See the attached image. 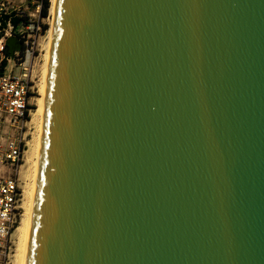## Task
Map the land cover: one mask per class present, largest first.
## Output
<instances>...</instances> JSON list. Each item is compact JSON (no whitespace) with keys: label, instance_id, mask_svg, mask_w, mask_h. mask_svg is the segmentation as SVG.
<instances>
[{"label":"water","instance_id":"95a60500","mask_svg":"<svg viewBox=\"0 0 264 264\" xmlns=\"http://www.w3.org/2000/svg\"><path fill=\"white\" fill-rule=\"evenodd\" d=\"M24 264H264V0L54 1Z\"/></svg>","mask_w":264,"mask_h":264},{"label":"built area","instance_id":"2783aa9c","mask_svg":"<svg viewBox=\"0 0 264 264\" xmlns=\"http://www.w3.org/2000/svg\"><path fill=\"white\" fill-rule=\"evenodd\" d=\"M52 0H0V264H11L14 232L21 218L23 187L16 175L22 157L17 132L31 113L30 70L34 42L40 34L42 7ZM21 43L10 55L6 39Z\"/></svg>","mask_w":264,"mask_h":264},{"label":"rangeland","instance_id":"374dc122","mask_svg":"<svg viewBox=\"0 0 264 264\" xmlns=\"http://www.w3.org/2000/svg\"><path fill=\"white\" fill-rule=\"evenodd\" d=\"M42 14V11H41ZM43 19L40 20L42 30L40 34L37 35L36 41L34 42V52L31 63V72H30V84H31V113L28 116V120L26 124L17 132V135L22 137V157L20 159V163L16 168V175L18 176V180L22 185L23 189H26L27 184L31 181L33 175V156L29 155L32 150V143L34 137H36V133L38 131V118H34L33 115L37 108V99L41 96L40 89L43 82L44 75V64H45V50L46 45L49 40V28L51 27L52 22V6L48 4L46 7V11L42 14ZM22 203L24 204L25 197L23 196ZM23 207V206H22ZM21 212H24V208L20 209ZM22 218V214H21ZM19 225V223H17ZM15 239V248L16 249V232H14ZM15 252V250H14ZM13 252V253H14ZM13 264V256L12 263Z\"/></svg>","mask_w":264,"mask_h":264},{"label":"bare ground","instance_id":"6f19581e","mask_svg":"<svg viewBox=\"0 0 264 264\" xmlns=\"http://www.w3.org/2000/svg\"><path fill=\"white\" fill-rule=\"evenodd\" d=\"M54 1H51L52 12L54 7ZM50 33L51 27L49 28V40L46 45L45 50V64H44V75L43 82L41 85L40 92L41 96L37 99V108L33 115V117L38 118V131L36 133V137L33 139L32 150L29 152V155L33 156V175L31 181L27 184L26 189H23V196L25 197L24 204L22 206L24 208V212H22V218L19 220V225L16 226V249L12 254L13 256V264H24L26 258V249H27V241L28 234L30 228V219H31V211L33 204V196L35 189V177H36V167H37V159H38V149H39V138H40V129H41V120H42V110H43V99H44V89H45V79H46V71H47V61H48V53H49V45H50ZM23 202V201H22Z\"/></svg>","mask_w":264,"mask_h":264},{"label":"trees","instance_id":"16d2710c","mask_svg":"<svg viewBox=\"0 0 264 264\" xmlns=\"http://www.w3.org/2000/svg\"><path fill=\"white\" fill-rule=\"evenodd\" d=\"M47 5H48V4H47V3H45V4H44V6L42 7V14H44V13H45Z\"/></svg>","mask_w":264,"mask_h":264}]
</instances>
